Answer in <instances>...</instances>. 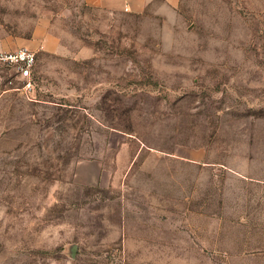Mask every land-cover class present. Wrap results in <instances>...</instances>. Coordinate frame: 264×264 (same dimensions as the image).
Masks as SVG:
<instances>
[{"label":"rangeland","instance_id":"374dc122","mask_svg":"<svg viewBox=\"0 0 264 264\" xmlns=\"http://www.w3.org/2000/svg\"><path fill=\"white\" fill-rule=\"evenodd\" d=\"M0 264H264V0H0Z\"/></svg>","mask_w":264,"mask_h":264},{"label":"built area","instance_id":"2783aa9c","mask_svg":"<svg viewBox=\"0 0 264 264\" xmlns=\"http://www.w3.org/2000/svg\"><path fill=\"white\" fill-rule=\"evenodd\" d=\"M126 10V8H125ZM36 62V52L29 47L20 46L15 49L0 48V67L8 70L7 82L20 79L22 84L17 89L23 90L28 98L34 99L32 69Z\"/></svg>","mask_w":264,"mask_h":264},{"label":"crops","instance_id":"0c3cea01","mask_svg":"<svg viewBox=\"0 0 264 264\" xmlns=\"http://www.w3.org/2000/svg\"><path fill=\"white\" fill-rule=\"evenodd\" d=\"M95 4L112 5L118 8H126V11L138 12L156 0H89ZM163 8H174L177 6L179 0H159Z\"/></svg>","mask_w":264,"mask_h":264}]
</instances>
